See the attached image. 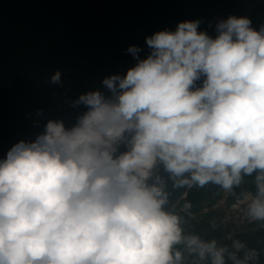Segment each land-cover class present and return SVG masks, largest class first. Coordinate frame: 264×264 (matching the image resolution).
<instances>
[{"label": "clouds", "instance_id": "1", "mask_svg": "<svg viewBox=\"0 0 264 264\" xmlns=\"http://www.w3.org/2000/svg\"><path fill=\"white\" fill-rule=\"evenodd\" d=\"M200 23L146 37L145 58L129 47L135 65L102 81L110 95H80L71 127L49 120L0 159V264H186L181 245L225 264L226 248L165 210L163 182L149 183L158 165L174 187L232 192L254 176L246 215L264 221V27L229 16L213 38Z\"/></svg>", "mask_w": 264, "mask_h": 264}, {"label": "water", "instance_id": "2", "mask_svg": "<svg viewBox=\"0 0 264 264\" xmlns=\"http://www.w3.org/2000/svg\"><path fill=\"white\" fill-rule=\"evenodd\" d=\"M263 1L0 0V159L17 142L35 140L49 120L71 127L86 111L75 103L80 95H110L102 81L135 65L129 47L145 58L146 37L184 21H201L199 30L214 38L220 20L248 18ZM56 72L60 83H51ZM156 177L170 211L190 188L174 187L163 165L149 183Z\"/></svg>", "mask_w": 264, "mask_h": 264}, {"label": "trees", "instance_id": "3", "mask_svg": "<svg viewBox=\"0 0 264 264\" xmlns=\"http://www.w3.org/2000/svg\"><path fill=\"white\" fill-rule=\"evenodd\" d=\"M248 19L253 29L264 27V1L252 9ZM224 191L221 186L212 183L204 187L193 185L188 190L186 197L179 204L184 207L188 205L185 207L188 214H177L182 219L184 234L198 236L205 242L215 240L218 248H226L225 264H233L229 259L231 253H235L240 259L249 255L248 264H264V221L249 220L237 223L233 219L231 224L234 226V232L230 233L223 221V211H218L216 215H213L212 210L201 212L221 199ZM255 192L254 176L245 177L239 187L234 186L232 192L225 191L230 205L237 203L246 193L255 195ZM237 243L243 245L239 251L235 247ZM178 250L184 253L186 264H211L210 258L199 260L197 257L188 256L183 245L178 246Z\"/></svg>", "mask_w": 264, "mask_h": 264}, {"label": "rangeland", "instance_id": "4", "mask_svg": "<svg viewBox=\"0 0 264 264\" xmlns=\"http://www.w3.org/2000/svg\"><path fill=\"white\" fill-rule=\"evenodd\" d=\"M246 208H247V202L245 201V197L242 201L237 203L235 206L230 205L227 200H225L223 197L219 200H217L211 207L203 209L201 212L208 211L212 209L213 215H216L218 211H223L225 225L230 231V233L234 232V226L231 224V220L234 219L235 222H245L251 220L246 215ZM245 224V223H244Z\"/></svg>", "mask_w": 264, "mask_h": 264}, {"label": "built area", "instance_id": "5", "mask_svg": "<svg viewBox=\"0 0 264 264\" xmlns=\"http://www.w3.org/2000/svg\"><path fill=\"white\" fill-rule=\"evenodd\" d=\"M224 199H226V195H224ZM170 212L174 213V214H179V213H185V207L184 206H181L179 204H177L175 207H173Z\"/></svg>", "mask_w": 264, "mask_h": 264}, {"label": "flooded vegetation", "instance_id": "6", "mask_svg": "<svg viewBox=\"0 0 264 264\" xmlns=\"http://www.w3.org/2000/svg\"><path fill=\"white\" fill-rule=\"evenodd\" d=\"M210 210H212V209H210ZM209 211V210H208ZM205 212H207V211H205Z\"/></svg>", "mask_w": 264, "mask_h": 264}]
</instances>
